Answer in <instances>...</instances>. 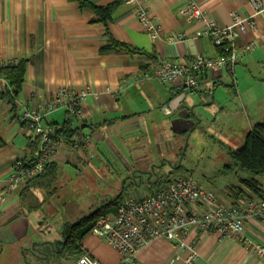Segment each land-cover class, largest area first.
<instances>
[{
    "label": "crops",
    "instance_id": "crops-1",
    "mask_svg": "<svg viewBox=\"0 0 264 264\" xmlns=\"http://www.w3.org/2000/svg\"><path fill=\"white\" fill-rule=\"evenodd\" d=\"M118 1L85 0L95 8H107L116 3L111 15L104 17L91 7L81 6L78 0H0V61L28 60L16 106L5 98L6 83L0 82V254L8 249L16 258L25 251L23 248L30 242V208L27 204L30 202L31 208L37 210L36 195H41L44 189H52L56 193L53 186L61 178L72 177L71 173L92 178L85 168H92L95 161L102 164V171L107 169L103 164L104 158L102 160L106 149L107 152L112 150L125 164L127 172L143 175H135L140 183L124 184L121 193L125 190L127 193L140 191L148 195L157 188L156 180L173 172L179 176L184 174L178 166L156 173L142 165L150 160L163 161L164 166L169 163L166 157L175 153L174 148L184 137L182 134L192 133L204 125L203 112L214 111L212 125H215L216 116L226 114V107L215 101V95L219 87H228L225 82L229 78L233 80L230 88L237 91L236 96L241 100L246 97L251 100V104L245 105L254 114L252 117L249 115L250 118L257 122L255 124L264 123V88L260 87L264 84V75L256 76L254 73L264 67V12L255 16L249 0H197L204 19L189 21L180 13L185 0H145L144 6L150 18L160 29L155 40L143 30L135 15V6ZM235 14L255 16L256 24L247 26L245 33L229 41L232 50L244 49L248 45L257 48L244 55L232 70L208 72L200 78L203 82L200 90L183 93L157 80H136L140 73L161 60L189 62L198 55L217 58L219 48L204 35L207 22L229 27ZM112 40L132 46L146 55L103 52ZM240 82L244 84L242 87ZM61 88H69L76 93L88 90L90 93L85 100L84 120L75 123V127L80 129L78 134H90L93 141V147L79 152V155L87 157L85 163L80 162L83 165L80 166L75 151L62 149L56 160L55 181L40 180L4 195L7 176L15 163L29 162L39 147L35 143L37 137L27 132L20 119L24 106L48 101ZM180 94L186 96L179 107L169 113L165 107ZM257 110L258 114L255 113ZM68 118L69 114L60 110L46 121L55 128ZM251 128L252 124H249V130ZM155 169L160 170L158 167ZM147 176L146 182L143 178ZM259 181L264 187V178ZM87 183V187H93L91 182ZM115 199L110 204H103L99 199L95 205L101 206L92 214L100 211L113 219L117 206ZM227 200L231 201L229 197ZM80 221L67 227L64 238L71 226ZM251 230L264 240L263 228L251 226ZM187 241L200 254L195 264H264L255 254L231 239L219 240L215 235L197 234ZM80 248V257L89 255L101 264L119 262V254L106 241L91 233L81 241ZM188 255V251L178 250L174 242L157 239L141 250L137 259L140 264H183ZM73 257L76 258L68 259L76 264L80 257Z\"/></svg>",
    "mask_w": 264,
    "mask_h": 264
},
{
    "label": "built area",
    "instance_id": "built-area-1",
    "mask_svg": "<svg viewBox=\"0 0 264 264\" xmlns=\"http://www.w3.org/2000/svg\"><path fill=\"white\" fill-rule=\"evenodd\" d=\"M124 4L135 6V15L143 30L153 39H158L160 29L150 18L144 6L145 0H122ZM255 16L264 12V0H249ZM180 13L189 21H201L203 12L197 6V0H185ZM255 16H233L229 27H220L215 22H207L204 35L209 37L216 47L235 40L246 27L255 26ZM233 47V46H232ZM257 46L248 45L244 49L232 50L231 55L219 58L196 56L189 62L158 61L149 70L140 73L136 80H157L177 90H196L203 83L200 78L208 72H220L224 68L232 69L241 58L251 53ZM15 59L0 66L17 63ZM4 80L0 79V82ZM6 83V81H4ZM7 84V83H6ZM90 95L86 90L76 93L69 88L48 101H38L24 106L20 119L28 133L40 140L39 152L35 163L27 167L17 161L7 177L4 193L15 191L21 182L30 180L44 171L47 165L56 161L62 149L79 150L84 145L90 148L93 143L90 134L74 136L71 140L55 137L54 128L49 126L47 118L64 110L76 121L84 120L85 100ZM84 162L85 158L81 156ZM251 226L264 229V200L242 198L235 204L221 202L213 191L200 185L195 179L183 177L167 183L156 192L146 195H125L117 204L116 215L100 217L91 233L108 243L119 254L117 264H139L137 254L153 241L165 238L174 242L181 251L189 255L183 264H195L200 256L193 245L187 243L189 234H210L220 240L230 238L241 244L259 259L264 261V240L259 239ZM76 264H101L89 255H82Z\"/></svg>",
    "mask_w": 264,
    "mask_h": 264
},
{
    "label": "rangeland",
    "instance_id": "rangeland-1",
    "mask_svg": "<svg viewBox=\"0 0 264 264\" xmlns=\"http://www.w3.org/2000/svg\"><path fill=\"white\" fill-rule=\"evenodd\" d=\"M254 73L256 76L264 75V67L258 68ZM232 84L233 80L229 78L225 82V85H228V87H219L216 92L215 101L226 107V114L216 116L215 125H212L215 121V116L212 115L214 111L210 110V113L203 112L206 119L204 125L199 126L198 130L192 133L182 134L184 137L178 141L177 148H174L175 153L166 157L169 163H166L164 166L163 161L150 160L144 162L142 167L144 169H154L156 173H160L163 169L167 171L170 168L181 166L185 174L177 177L193 178L200 185L213 191L223 203L231 202H226L228 201V195L225 196V191L227 192L229 188L238 185L240 178H248L250 176L247 172L237 167V161L228 155L227 150L234 151L242 147L245 137L249 132V124H252L253 127L257 123L253 118H250L254 114L250 113L248 108H246L248 104H251V100H248L247 97L244 100L238 98L236 96L237 91L230 88ZM243 85L240 82V87ZM260 87L264 88V84H261ZM239 92L241 91L239 90ZM262 92H264V89H262ZM258 112V110L255 111L257 114ZM208 120L209 122L206 123ZM105 153L106 155L101 157L102 160L104 158L103 164L107 169L102 171V164L95 161L93 166L95 169H92L93 167L90 169H87L88 167L85 168L93 176L92 178H87L83 174L75 175L71 173L72 177L67 179L61 178L53 186V188L57 189L56 193L52 189H49V191L44 189L41 195L39 193V195H36L35 199L39 205L37 210L31 208L30 202L27 204V207L30 208V242L26 243V246L23 248L25 251L18 256L16 255V258L14 253H9L10 250L8 249L4 254H0V264H72L70 259L57 255L58 248L65 243L64 234L67 227L91 215L97 207L101 206L100 204L95 205L99 199H102L103 204H110L121 193L124 184L128 185L129 183L136 182L139 184V177L135 175L143 177L142 174L127 172L124 167L125 164L116 157L112 150L108 149L107 152L106 149ZM82 156L83 158H87L84 154ZM76 159L77 164L83 166L80 162H85L81 161L80 157ZM130 164L136 167V164L131 162ZM156 167L160 168V170L156 171ZM148 178L147 176L143 179L147 182ZM87 182H91L93 187H87L85 185ZM4 189L3 194L6 195ZM133 193L140 196L144 195L140 191L139 193L132 191L128 194L133 196L135 195ZM91 208L94 210L92 211ZM193 235L196 236L197 234H189L187 240ZM68 238L66 237V240ZM160 239L166 240L165 238ZM227 239L230 240V238ZM56 242L55 251H53V245ZM177 249L180 250L178 247ZM195 251L197 252L196 248ZM10 255L12 257H9ZM198 255L200 256V254Z\"/></svg>",
    "mask_w": 264,
    "mask_h": 264
},
{
    "label": "trees",
    "instance_id": "trees-1",
    "mask_svg": "<svg viewBox=\"0 0 264 264\" xmlns=\"http://www.w3.org/2000/svg\"><path fill=\"white\" fill-rule=\"evenodd\" d=\"M78 1L80 2L81 6L91 7L92 9L98 11V13L103 15L104 17H109L111 15L110 13L115 9V6H116V3H115L114 5L109 6L107 8H97V7L95 8L91 6V4L85 2V0H78ZM121 1L122 0H119L118 2L121 3ZM217 48H219V56L217 58L226 57V56L231 55L232 53V45L230 44L229 41L226 42L222 47H217ZM103 52H106V53L125 52L128 54L134 55V56L135 55H138V56L146 55L144 52L136 48H133L132 46L119 43V42H115L114 40H112L111 43L103 49ZM27 62H28L27 59H21V60H18L17 63H10L8 65L0 66V79L6 81L7 83L6 89L3 95L5 96L6 99L10 100V102L14 106H16V102L18 100V96H19L22 84L24 82ZM224 69H229V68H224ZM200 87L196 90H184L183 89V90H180V92L183 93V92H188V91L190 92L198 91L200 90ZM75 123L76 121L69 115V118L63 125L57 126L55 128L52 126L54 128L55 137L69 141L74 136H77V137L84 136V134L83 135L78 134V131L80 129H77L75 127ZM35 143L36 144L38 143L40 147V140L38 137ZM39 147L34 152L33 154L34 156L29 162L26 163V161L24 160H22L21 162L27 167L32 166L36 161L37 153L39 152ZM79 148H80L79 150H73V151H75L77 155L81 158V155H79V152H81V150L83 151L87 147L84 145H81L79 146ZM227 152H228V155L232 159L237 161V167L241 169L242 171L247 172L250 177L240 178L238 185H234L232 188H229L227 193H229L228 197L229 199H231V202L229 203L224 202V203L225 204H235L242 198H250L253 200H264V187L259 181L260 178H264V123H258L249 130L248 134L245 137L244 144L242 147L234 151L228 149ZM57 169H58V166L56 165V161H54L50 163L49 165H47L44 171L40 173L39 175L35 176L31 181L25 180L24 182H21L16 190H18L19 187L21 186L34 185L35 183H37V181H40V180L53 179V181H55ZM178 170L184 171L182 170L181 166L178 167ZM177 175L179 176V174H175L173 172L171 174H168L156 180L155 185L157 186V188H155L152 193L161 189L163 186H165L167 183L173 180L183 178V176L177 177ZM125 195H130V194H128L127 191L125 190L123 193H121L119 196L116 197L115 202L118 204L119 201H121V199ZM100 213H101L100 211H97L91 216H89L88 218L82 219L79 224L71 226V228L66 234V237H69V238L66 240V237H65V240H64L65 243H63V246L58 248L57 253L60 256L66 257V258L68 257L76 258L73 256L80 257V255L82 254L80 243L87 235L91 233L95 222L101 216L105 215V214H102V213L100 214Z\"/></svg>",
    "mask_w": 264,
    "mask_h": 264
},
{
    "label": "water",
    "instance_id": "water-1",
    "mask_svg": "<svg viewBox=\"0 0 264 264\" xmlns=\"http://www.w3.org/2000/svg\"><path fill=\"white\" fill-rule=\"evenodd\" d=\"M186 95L185 94H180L177 98H175L172 102H170L165 109L168 110L170 113L171 111H175L179 105L181 104L182 100L184 99Z\"/></svg>",
    "mask_w": 264,
    "mask_h": 264
}]
</instances>
